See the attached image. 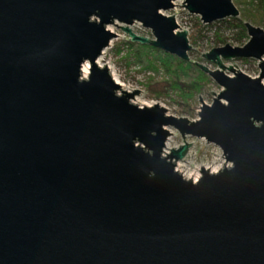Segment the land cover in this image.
<instances>
[{
    "label": "water",
    "instance_id": "95a60500",
    "mask_svg": "<svg viewBox=\"0 0 264 264\" xmlns=\"http://www.w3.org/2000/svg\"><path fill=\"white\" fill-rule=\"evenodd\" d=\"M173 1L0 0V264H264V30L202 54L215 70L194 62L221 88L195 121L132 104L140 91L117 94L96 64L109 26L189 62ZM182 5L203 24L239 17L232 0ZM237 59L258 77L224 64ZM167 129L183 140L168 154ZM187 138L231 166L184 179Z\"/></svg>",
    "mask_w": 264,
    "mask_h": 264
},
{
    "label": "rangeland",
    "instance_id": "374dc122",
    "mask_svg": "<svg viewBox=\"0 0 264 264\" xmlns=\"http://www.w3.org/2000/svg\"><path fill=\"white\" fill-rule=\"evenodd\" d=\"M232 2L238 11L243 9L244 5L242 4V0H232ZM172 9V11L170 10L168 12H164V15L167 14L171 16L176 14V22L183 30L187 31L189 45L191 46V50L188 52V55L191 61L202 64L209 70H215L217 69L216 65L202 59V54H205L213 48L223 47L226 44H229L232 47H241L232 39L235 34V30L230 29L226 23H223L222 21L210 24H203L199 22L197 20L199 19L198 17L187 13L182 5V0L173 1ZM257 27L264 30V26ZM108 29L109 31L117 34V37L113 39L108 48L102 52L100 57L97 59L96 64L100 68H104L106 65L109 74L111 73L115 75L128 92H134L135 90L140 91L139 94L135 95L133 99L130 100L132 104L138 107H149L157 104L166 110L165 112L168 116L186 118L189 121H195L198 119V111L200 107L199 96L204 104L210 105L213 98L220 93L221 88L209 78V83L205 85L201 94L196 96V102L191 103L190 106L183 105V101L172 93L167 95L162 94L159 98L155 97L153 91L157 89V86L148 87L146 85L148 77H154V75L143 72L134 63L133 56L129 48L126 45H123V42H125V35L114 26H109ZM131 29L134 33V29ZM142 32L147 34L148 37L150 36L149 30L144 29ZM216 33L227 38L225 44L217 43ZM136 35L142 36L140 34ZM224 64L225 66L235 65L236 67H232L236 72L239 71L251 78H256L259 75L257 60L237 59L229 62L224 61ZM224 73L228 76L233 75L228 71H224ZM157 80L160 82V78ZM212 92L215 95L212 94ZM117 94H120V91L117 92ZM167 130L169 131V134L172 135H169L165 143L164 151L166 154H168L171 149H178L183 143L180 134L176 130ZM186 141L191 144V148L184 157V161L188 163V169L190 171L197 169L201 171L202 167L205 170H209L215 167L224 166L225 160L223 159L222 152L218 147L212 144H206L203 139L187 138ZM227 165L229 166L230 164ZM177 173L179 172L177 171ZM180 175L183 176L182 174Z\"/></svg>",
    "mask_w": 264,
    "mask_h": 264
},
{
    "label": "trees",
    "instance_id": "16d2710c",
    "mask_svg": "<svg viewBox=\"0 0 264 264\" xmlns=\"http://www.w3.org/2000/svg\"><path fill=\"white\" fill-rule=\"evenodd\" d=\"M242 4L244 7L239 10L238 18L222 21L230 29L235 30L232 39L240 46L248 41L245 23L264 26V0H242ZM197 20L200 22L199 19ZM216 36L217 43L225 44L227 38L218 33ZM123 45L129 48L134 63L143 72L154 75V77H148L146 85L148 87L157 86V89L153 91L157 98L162 94L172 93L183 101V105L190 106L191 103L196 102V96L201 94L205 85L210 81L209 77L191 60L184 62L149 45L128 42H123ZM156 78H160V82Z\"/></svg>",
    "mask_w": 264,
    "mask_h": 264
},
{
    "label": "bare ground",
    "instance_id": "6f19581e",
    "mask_svg": "<svg viewBox=\"0 0 264 264\" xmlns=\"http://www.w3.org/2000/svg\"><path fill=\"white\" fill-rule=\"evenodd\" d=\"M89 70H90V65H89V63H87V62H85V63H83L82 64V66H81V69H80V75H81V78L82 79H85L87 76H88V74H89ZM111 74V73H110ZM111 77H112V79H113V81L115 82V84H117L118 86H120V88H119V91L121 92V91H127L125 88H124V85L115 77V75H113V74H111ZM128 92V91H127ZM189 151V150H188ZM176 170L180 173V174H182L183 176V178L184 179H189V177H190V170L188 169V163L187 162H185L184 161V158L182 159V160H180V161H178V162H176ZM219 169V167H215V168H213L212 169V172H214V171H216V170H218ZM207 171H208V169H207ZM197 175H199L198 173H197Z\"/></svg>",
    "mask_w": 264,
    "mask_h": 264
},
{
    "label": "built area",
    "instance_id": "2783aa9c",
    "mask_svg": "<svg viewBox=\"0 0 264 264\" xmlns=\"http://www.w3.org/2000/svg\"><path fill=\"white\" fill-rule=\"evenodd\" d=\"M173 10V9H172ZM171 10V11H172ZM164 14V13H163ZM174 15V18H175V20H176V14H173ZM173 15H171V16H173ZM166 16H169V15H167L166 14ZM201 22V21H200ZM177 23V22H176ZM177 25H178V23H177ZM179 26V25H178ZM131 28H133L134 29V33H136V34H140V35H142L143 37H147V38H149V39H152V36H151V33H150V36L148 37L147 36V34H144L142 31L144 30V28L139 24V23H135ZM179 28H180V30H183L180 26H179ZM147 30V29H146ZM145 35V36H144ZM205 141V140H204ZM208 144V143H207ZM222 157H223V155H222ZM223 159H224V157H223ZM225 160V159H224ZM225 165L224 166H222V167H219V169L218 170H216V171H214V172H212V169H209L208 171L210 172V173H216V172H218V171H220V170H222V169H224V168H229L231 165H227V164H230V163H228V162H226L225 161V163H224ZM223 165V164H222ZM221 166V165H220ZM197 173L199 174V175H197ZM201 172H200V170H192L191 172H190V177H189V179H186V180H190V181H192L193 183H196L198 180H199V178L201 177V174H200Z\"/></svg>",
    "mask_w": 264,
    "mask_h": 264
}]
</instances>
